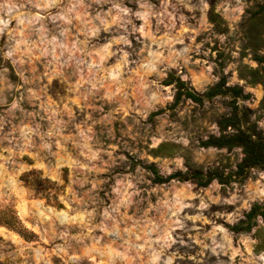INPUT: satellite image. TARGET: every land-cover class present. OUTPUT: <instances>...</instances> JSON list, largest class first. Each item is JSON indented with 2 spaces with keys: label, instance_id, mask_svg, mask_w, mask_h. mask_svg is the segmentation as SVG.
<instances>
[{
  "label": "clouds",
  "instance_id": "clouds-1",
  "mask_svg": "<svg viewBox=\"0 0 264 264\" xmlns=\"http://www.w3.org/2000/svg\"><path fill=\"white\" fill-rule=\"evenodd\" d=\"M0 264H264V0H0Z\"/></svg>",
  "mask_w": 264,
  "mask_h": 264
}]
</instances>
